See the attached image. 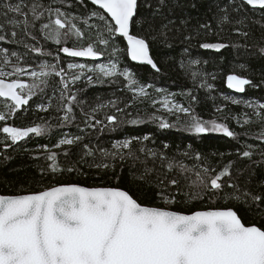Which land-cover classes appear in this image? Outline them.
Segmentation results:
<instances>
[{
    "label": "snow or ice",
    "instance_id": "obj_1",
    "mask_svg": "<svg viewBox=\"0 0 264 264\" xmlns=\"http://www.w3.org/2000/svg\"><path fill=\"white\" fill-rule=\"evenodd\" d=\"M89 2L103 11L92 9L86 14H75L72 9H75L76 5L87 8L85 0H75V3L73 0H49L48 3L44 0H0V42L22 45L31 53L51 56L56 60V63L45 60L38 64L39 70L29 72L20 66L23 60L18 52H10L7 47H0V63L12 66L10 72L0 67V98L12 102L6 104L7 113L0 112V121L14 116L16 111L28 105L34 96L43 93L45 88L50 86L52 77L59 78V87L53 90V96L56 92L59 93V110L64 113L60 118L63 125L76 119L74 108L83 102L78 100V93L82 90L75 86L76 82L84 78L92 85L103 83L104 78L123 77L127 81L128 90L133 92V101L146 98L149 95L148 89L154 86L141 83L134 71L127 67L122 68L120 57L126 55L131 61L149 65L156 72H160V67L151 55L153 44L171 48L172 41L179 40L181 44L186 45L182 55L190 56L189 48L192 41L201 36V29L205 34L212 29V25L205 22L194 33L182 37L170 35L175 20L165 14V9L168 13L173 11L176 6L173 0ZM234 3L235 0H231V3L223 7L217 4L223 13L216 18L220 31H223L225 24H244L243 19L233 21L229 13L230 7L239 11L246 4L253 10H264V0H241L240 5L233 7ZM189 6L196 8V0H192ZM93 19L99 23H90ZM187 23L186 19L181 21L182 25L186 26ZM37 31L45 41H52L61 46L55 55L39 44L35 35ZM236 31L243 37L249 35L239 28ZM214 34L219 37V32ZM118 39L126 40L124 49L119 47ZM70 41L71 47L67 46ZM100 45L103 48L99 47ZM198 47L222 53V50L230 45L218 39L216 42L202 41ZM258 51L264 56V47H259ZM59 52L68 57L92 59L107 53L109 62L95 67L83 63H67L64 67L60 64ZM12 58L18 63L13 64ZM202 63L207 64L208 61H185L182 58L179 66L190 74L196 87L211 91L214 86L209 81L215 80L216 75L191 70L193 65ZM240 67L243 68L244 65ZM24 73L30 76V82L20 78ZM87 73H94L95 79ZM9 76L17 78L11 81L5 79ZM226 81L228 88L239 93H244L246 86H264V80L255 84L251 79L237 74H228ZM156 91L163 94V99L154 100L153 107L159 103L165 111L176 117L175 122H169L168 119L153 113L150 119L158 121L160 129L182 125L185 131L197 135L218 132L233 139L240 135L226 123H218L215 119L203 120L195 113L191 103L185 106L176 102V93H168L165 89ZM184 94L195 102L196 97L192 90L181 93ZM225 99H231L233 104H243L252 109L257 121L264 124V104L229 97ZM109 105L115 108L117 113L124 112V108L117 106V101H109ZM107 106L97 105L90 112L81 107L86 127L103 125L104 128L115 131L116 127L123 123H144V120L137 117L124 121L118 115L111 114L105 115V124L104 120L97 119L96 113ZM128 106L130 105H126ZM38 107L47 111L48 107H51V99L47 107L44 104H39ZM222 110L221 107L216 109L218 112ZM128 115L131 116L130 113ZM181 115L187 116L188 119L182 121ZM243 116V121L239 116L235 118L241 127L252 122L246 112ZM49 131L48 124L2 128V132L7 134L12 144L24 140L30 134L42 136ZM151 139V134L131 136L117 140L112 144L111 150L98 145L93 147L83 144L78 159L68 161L66 168L58 162L57 152L50 151L47 146L43 148L47 153L45 159L50 161L48 170L52 173L67 171L87 175L83 171V168L87 167L111 171L112 179L118 181L120 177L116 174L117 163L122 164L128 158L139 159L132 150L133 143H143ZM257 139L264 140V130ZM82 140L80 135L64 134L55 147L72 146ZM168 147V144L163 145V149ZM245 147L246 150L238 154L251 158L252 145ZM139 151L145 152L154 160L159 159L160 166L165 169L164 173H157L154 179H149L156 169L146 166L143 172L135 177L147 186L143 195H150L158 202L156 204L144 203L139 194L130 193L118 185L90 187L68 183L27 194L0 195V264H264V224L246 225L232 207L194 211L190 214L168 207L176 204L178 198H183L185 203L205 198L210 201L223 198L225 201L243 203L249 208L254 204L258 209L257 214L264 216V195L241 190L239 185L232 181L231 164L217 172L210 165L199 163L203 158L198 152L181 153L182 156L198 162L189 166L183 160L169 157L164 151L157 152L143 147ZM62 154L67 157L69 152L65 149ZM44 171L41 169L42 173ZM174 171H178L179 176L168 174ZM179 177L186 181L184 185H181ZM261 186L264 187V182H261ZM226 187L232 191L226 192Z\"/></svg>",
    "mask_w": 264,
    "mask_h": 264
},
{
    "label": "trees",
    "instance_id": "obj_2",
    "mask_svg": "<svg viewBox=\"0 0 264 264\" xmlns=\"http://www.w3.org/2000/svg\"><path fill=\"white\" fill-rule=\"evenodd\" d=\"M15 2V0H12ZM30 2V0H29ZM48 3L49 0H44ZM75 3V0H73ZM176 5L171 13L165 9V14L175 20V25L172 27L170 35L182 37L188 33H194L199 26L205 22L212 25L211 32L204 33L201 29V36L192 41V46L189 48L190 56H183V48L186 46L181 44L179 40H173V47L168 48L162 44H153L151 46V55L156 61L161 71L156 72L150 66L136 65L129 61L126 55L120 57V66L127 67L136 74V78L141 83L152 84L154 87L148 89L149 95L146 98H137L133 101V92L128 90L127 81L123 77L104 78L103 83H94L89 85L86 78L76 82V88L81 89L78 93V100L83 103L74 108L76 119L66 125L61 124L60 118L64 115L60 109L59 93L56 92L53 96V90L59 87V78L52 77L50 86L45 88L43 93H38L34 96L29 105L21 111H16L14 116L8 117L6 121H0V194L16 195L27 194L30 192H38L44 188L68 183H79L83 186H119L130 193H137L141 196V201L147 204H156L151 196H144V190L147 186L140 180L136 179L147 167H154L155 172L152 173L149 179H154L157 173H164L165 169L160 166L159 159H153L146 155L145 152L139 151L140 148L153 149L157 152L164 151L169 157H175L177 160H183L185 164L193 166L198 163L194 159H189L181 155L185 151L198 152L202 155L201 164L210 165L217 172L221 171L224 166L231 164L230 172L232 181L239 185L241 190H247L253 194L264 195V187L261 182H264V140L257 139L260 132L264 130V124L257 121L254 112L248 110L243 104H233L225 97H230L235 94L230 92L226 87V76L228 74H237L251 79L253 83L259 84L264 80V56L258 49L264 47V10H253L248 5H243L239 11H234L229 8V13L233 21L244 20V24H225L223 31H220L217 25V17L223 15L220 8L225 4L231 3V0H196L197 7L191 8L189 5L192 0H173ZM87 8L76 5L72 9L75 14H86L89 10L96 9L91 3L85 0ZM241 0H235L233 7L240 5ZM59 6V5H54ZM65 10H69L65 8ZM102 11V10H99ZM187 20V25H182V20ZM90 23H99L96 20H91ZM248 32L247 37L239 35L236 29ZM178 30V31H177ZM219 32V37L214 33ZM88 33L86 32V35ZM39 40V44L43 45L46 51H52L54 55L56 50L61 47L55 45L52 41H45L42 34L35 32ZM228 43L229 48L222 50V53L214 50H203L198 47V44L207 40L208 42H216L217 40ZM36 43V41H30ZM117 43L121 49L126 47L123 39H118ZM67 46H72L71 41ZM0 47H7L9 51L18 52L23 60L20 65L30 72L35 70L39 63L47 60L49 63H56V60L51 56H38L35 53L29 52L22 45L11 44L8 42H0ZM99 47L103 48L102 45ZM60 64L66 67L67 63H83L89 67H93L96 59L82 57H68L66 54L59 52ZM103 61L109 62L108 54L100 57ZM200 59L207 60V64L193 65L192 71H201L204 73H212L216 75L215 80L209 82L213 84V90L198 88L194 85L193 80L188 72L179 66L181 59ZM13 63H18L15 58ZM240 65H244L243 68ZM4 70H12V66H4L0 64ZM27 73L21 74V78L30 82L31 78L27 77ZM87 75L95 74L87 73ZM14 78L16 76H13ZM17 78V77H16ZM156 89H165L168 93H176L175 100L178 103L188 106L190 103L195 109V113L203 120L215 119L218 123H226L227 126L240 135L236 138H230L223 133L213 132L207 134H194L187 132L183 126H177L171 129H160L158 121L150 119L153 113L157 116H162L175 122L176 117L161 110V104H156L153 107L154 100H160L163 94ZM75 90V89H74ZM192 90V94L196 97L195 102L186 94ZM244 100L255 101L256 103L264 104V86L252 88L248 86L243 95L238 96ZM51 99V107L47 111L41 110L38 105L44 104L46 107ZM109 101H117V106L124 108L123 113H117L116 109L109 105ZM7 103L0 100V112L7 113ZM97 105H108L96 113L97 119L104 120L105 115L116 114L121 120L127 121L133 117L144 120V123L139 125H131L128 123L120 124L116 130L104 128L103 125H97L95 128H88L84 123V111L90 112ZM126 105H130L126 107ZM217 107H221L222 111H216ZM159 109V111H158ZM251 117L252 122L241 127L236 122V117L239 116L243 121L244 113ZM131 114L129 116L128 114ZM188 117L181 115V120H187ZM39 124L50 125V131L42 136L30 134L18 144L9 142L7 136L2 132L4 126L28 127ZM101 128L103 130L101 131ZM247 133V135H245ZM64 134L68 136L80 135L83 140L72 146H61L56 148L55 145ZM151 134L152 139L143 143L134 142L132 150L139 159L128 158L122 164L117 163L116 174L120 179L114 181L111 171H102L99 169L83 168L87 175H81L77 172H57L52 173L48 170L50 161L45 159L43 146H47L50 151L58 153V162L63 167H68V161L78 159L82 151L83 144L90 146H100L111 150V146L117 140H123L131 136H143ZM168 144L167 149H163V145ZM252 145L253 155L251 158L243 157L238 153L246 150V145ZM5 145H11L6 147ZM191 145V148H189ZM67 149L69 155L65 157L62 153ZM37 157H39L37 159ZM89 160L91 158H88ZM41 169L45 171L42 173ZM169 175L179 176L178 171L168 173ZM181 185L186 181L183 177ZM225 179H228L225 177ZM226 192H231L232 189L225 188ZM222 195V194H221ZM163 206V205H160ZM171 210L179 211L184 214H190L194 211L226 209L232 207L241 216L242 221L247 224L256 223L257 225L264 224V216L258 215L256 205H251L249 208L243 203L233 200L225 201L223 198L214 200H193L185 203L183 198H178V202L168 206Z\"/></svg>",
    "mask_w": 264,
    "mask_h": 264
},
{
    "label": "rangeland",
    "instance_id": "obj_3",
    "mask_svg": "<svg viewBox=\"0 0 264 264\" xmlns=\"http://www.w3.org/2000/svg\"><path fill=\"white\" fill-rule=\"evenodd\" d=\"M82 58H86V57H82ZM90 59H92V58H90ZM13 60V59H12ZM101 63H107V62H105V61H103L100 57L99 58H97L96 59V62H95V64L93 65V67H95V66H97V65H99V64H101ZM0 64H2V63H0ZM14 64V63H13ZM8 66H11V65H8ZM35 70H39L38 69V66L36 67V69ZM4 71H6V72H10V70H4ZM94 74V73H93ZM27 77L28 78H30V76L29 75H27ZM11 78H14V77H12V76H9V77H5V79H7V80H9V79H11ZM9 81H11V80H9ZM229 98H235V99H239V100H242V101H248V100H244V99H242V98H239L237 95H233V96H230ZM163 99V97L160 99V100H162ZM227 101H229V102H231V99H227ZM254 103H256L255 101H253ZM161 110L163 111V112H167V111H165L163 108H162V106H161ZM248 110H250V111H252V109H250V108H248ZM253 112V111H252ZM168 113V112H167ZM5 134V133H4ZM6 136H7V134H5ZM8 140H9V142H11V140L8 138ZM19 142H21V141H19ZM19 142H17L16 144H18ZM12 143V142H11Z\"/></svg>",
    "mask_w": 264,
    "mask_h": 264
},
{
    "label": "water",
    "instance_id": "obj_4",
    "mask_svg": "<svg viewBox=\"0 0 264 264\" xmlns=\"http://www.w3.org/2000/svg\"><path fill=\"white\" fill-rule=\"evenodd\" d=\"M86 1H88L89 2V0H86ZM90 3V2H89ZM94 6V5H93ZM96 8H98V6H95ZM100 10V9H99ZM103 11V10H102ZM124 40V39H123ZM124 43H125V45H126V40H124ZM128 59H129V61L130 62H132L133 64H136V65H144V66H149V65H146V64H140V63H138V62H135V61H131L130 60V58L128 57ZM226 87H227V89L230 91V92H232L233 94H235V95H243L244 93H239V92H236L234 89H230V88H228V86H227V81H226ZM248 86H246V88H247ZM3 99H5V98H3ZM8 101H10V100H8ZM30 102V101H29ZM0 195H2V194H0Z\"/></svg>",
    "mask_w": 264,
    "mask_h": 264
},
{
    "label": "flooded vegetation",
    "instance_id": "obj_5",
    "mask_svg": "<svg viewBox=\"0 0 264 264\" xmlns=\"http://www.w3.org/2000/svg\"><path fill=\"white\" fill-rule=\"evenodd\" d=\"M12 77H13V76H12ZM20 78H21V77H20ZM13 79H16V77H15V78H11V79H9V80H13ZM21 79L24 80V81H26V82H29V81H27V80H25V79H23V78H21ZM0 100H2V102L7 103V104L12 103L11 101L5 100V99H3V98H0ZM28 105H29V104H28ZM28 105L23 106L21 109H19V110H17V111H21V110H23V108L27 107Z\"/></svg>",
    "mask_w": 264,
    "mask_h": 264
}]
</instances>
